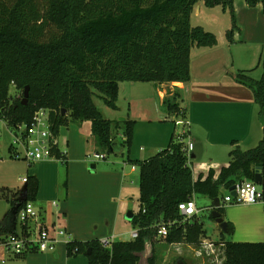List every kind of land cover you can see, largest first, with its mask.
I'll list each match as a JSON object with an SVG mask.
<instances>
[{"label": "trees", "instance_id": "trees-1", "mask_svg": "<svg viewBox=\"0 0 264 264\" xmlns=\"http://www.w3.org/2000/svg\"><path fill=\"white\" fill-rule=\"evenodd\" d=\"M200 1L207 8L221 6L229 10L232 25L226 35L230 39L237 30L233 0H0V119L9 127L28 124L34 113L43 109L48 111L56 136L59 127L68 122H90L97 146L107 156L112 154L115 123L104 119L96 109L93 90L108 107L117 109L121 82L188 83L191 48L216 44L213 34L190 24L194 6ZM244 1L249 7L260 4L264 13V0ZM261 66L258 80L244 73H237L235 79L252 91L258 117L264 121V61ZM11 87L18 93L16 97H11ZM26 87L28 100L22 105ZM177 100L176 94L166 96L162 105L182 120L185 109ZM123 122V144L129 150L134 121ZM178 137L144 161L127 159L139 168L140 206L132 219L138 237L115 241L109 249L97 239L69 241V257L84 254L88 264H138L145 245L153 244L156 226L183 218L178 204L190 201L194 194L218 198L212 172L204 180L193 181L189 157L182 151ZM229 157V166L221 170L218 179L225 189L244 180L253 182L256 165L262 166L260 174L264 178V127L256 147L246 151L235 147ZM36 192L37 182L30 177L26 202L34 201ZM17 203V199L11 200V209ZM217 211L222 212L220 207ZM11 212L6 226L0 229L4 235L16 230ZM231 231L228 223L225 234ZM204 233L197 220L187 221L170 226L165 242L198 247ZM220 252L223 264H264V242L226 241ZM148 264H155L153 253Z\"/></svg>", "mask_w": 264, "mask_h": 264}, {"label": "crops", "instance_id": "crops-1", "mask_svg": "<svg viewBox=\"0 0 264 264\" xmlns=\"http://www.w3.org/2000/svg\"><path fill=\"white\" fill-rule=\"evenodd\" d=\"M232 4L237 30L230 39L227 37L225 33L232 24L225 22L227 12L222 9L218 20L222 33L219 32L217 36L214 34L216 32L207 30L215 36L216 44L213 47L193 46L190 50L188 83L118 84L116 103L122 88L128 90L129 97L134 99L129 100L125 118L134 121L132 140L125 160L109 161L107 157L106 160L88 164L85 159L91 127L84 128L83 122H68L66 126L59 127L58 149L65 154L62 161L51 159L28 163L23 159H14L10 145H5L0 139V225L12 210L9 202L20 198L23 189H26L27 179L31 177L37 182L35 200L31 203L38 214L37 219L30 223L31 228L43 226L52 233L54 230L66 232V236L59 239L54 252L40 253L32 249L22 256L9 257L6 264H88L84 254L74 257L67 255V242L103 238H113L114 242L128 241L118 239L124 234L118 231L119 222L124 206V211L129 209L128 191L133 182L131 172L135 171L127 169L130 163L126 159L144 161L165 149L171 139L177 140V136L180 139L181 133L185 134L183 144H192L188 165L193 181L199 178L204 180L210 172L213 173L212 182L217 184L222 211L219 212L220 219L226 225H231L235 240L226 239V232L216 219H213L217 228L216 237H209L205 231L198 247L167 244L155 236L153 244L148 242L155 256V264H215L209 250L219 254L222 242H264V203L242 205L235 200L225 203L224 198L230 195L231 188L225 189L223 183H218L221 170L229 166L230 151L235 147L243 151L256 147L264 127L258 117L252 91L235 79L237 73H244L254 80L261 77L264 13L260 4L249 7L244 0H233ZM200 14V7H197L191 13L190 22L192 17L199 20ZM205 25L206 21L200 27L206 30ZM244 34L247 40L243 39ZM240 43H249L252 51L235 50ZM174 91L178 96L179 107L185 109L182 119L184 126L176 125L175 122L181 118L168 113L162 105L163 99L173 96ZM135 94L138 95L136 98L133 96ZM179 126L181 128L177 131L176 127ZM99 149L95 153H104ZM191 200L197 214L189 222L197 220L202 225L203 215L210 217L214 211V199L194 194ZM52 202H56V206ZM128 213L135 216L132 211H128L125 218ZM132 219L129 220L131 223ZM202 228L204 230L203 225ZM135 230L137 228L133 226L127 232L128 236ZM3 235L0 232V237ZM203 243L205 246L201 248ZM208 244L212 247H208ZM88 250L87 253L90 252ZM200 250L202 252L198 253ZM220 260V264H223L222 255Z\"/></svg>", "mask_w": 264, "mask_h": 264}, {"label": "built area", "instance_id": "built-area-1", "mask_svg": "<svg viewBox=\"0 0 264 264\" xmlns=\"http://www.w3.org/2000/svg\"><path fill=\"white\" fill-rule=\"evenodd\" d=\"M175 124L184 126L183 120L176 121ZM11 128L13 132H11L10 149L14 159H23L28 163L51 159L62 161L64 159L65 154L58 149L57 136L51 130L48 111L40 109L34 113L28 124H21ZM183 134L181 133V135ZM179 140L183 144V139L180 138ZM54 149L57 151L54 152ZM182 151L189 157L192 151V144L190 142L183 144ZM87 158L98 162L106 160L107 155L105 153H93ZM131 169L134 170V166ZM234 191L235 196L227 195L224 198L225 203H231L234 200L242 205L264 203V188L257 190L253 182L244 180L237 183L234 186ZM52 205L56 206V202H52ZM178 211L183 218L168 224H158L156 226V237L165 241L170 226H181L197 214L196 206L192 200L178 204ZM37 215L31 202H26L17 211L15 232L0 238V264H6L9 257L22 256L32 249L40 253H50L56 250V246L60 242L59 239L65 237L66 232L64 230H54L52 233L50 229L43 226L31 228L30 223L37 219ZM129 236L131 240L136 239L138 237L137 230L132 231ZM113 242V238L99 240V244L106 249H109ZM204 246L205 244L203 243L201 248ZM208 247L211 248L212 245L208 244ZM200 252L202 250L198 251V253ZM209 254L213 257L215 264H220V252L218 254L214 250H209Z\"/></svg>", "mask_w": 264, "mask_h": 264}, {"label": "rangeland", "instance_id": "rangeland-1", "mask_svg": "<svg viewBox=\"0 0 264 264\" xmlns=\"http://www.w3.org/2000/svg\"><path fill=\"white\" fill-rule=\"evenodd\" d=\"M197 7H200L201 10V16L198 19H196L195 17H192L191 19V26L192 27H196V26H201L202 23H205L206 21V30L212 31V32H216L214 34H216L217 36L219 35V32L222 33V27H220L218 24V20L220 18V14H222L221 11L222 7L221 6H216L215 9L213 8H207L204 3L202 1L198 2L197 5L194 6L193 12L195 11V9ZM232 9H233V4H232ZM227 14L225 16V22L228 23L230 22L231 24V14L229 13V10H226ZM215 23V25L213 24V22ZM231 29V26L229 28V30ZM228 30V31H229ZM225 33V32H224ZM227 34V33H225ZM246 36V37H245ZM225 38V37H224ZM246 38L247 35L244 34L243 39L247 40ZM241 45V46H239ZM239 45L236 46V48H234L235 50H241V49H245V52L250 53L252 50L249 46H251L249 43L247 44H242L240 43ZM248 46L247 48H245V46ZM243 47V48H242ZM261 47L259 46V49ZM123 85H129V82H124ZM137 85H141V84H137ZM148 87V86H147ZM148 89V88H147ZM153 91H155L154 88H152ZM136 93H139L136 91ZM128 90L122 88L120 95H119V100L118 103H116V106L118 107L117 109H113L111 107H108L102 96L93 90V103L96 107V109L101 113L102 117L106 120H110L113 123H115L114 126V139H115V149L114 152L112 154H109L108 160H122V158L125 160L128 150L126 149L125 145L123 144V131L125 128L124 125V120L125 118H127V114H128V108H129V100H134L133 98L129 97ZM176 92L174 91V96H175ZM10 95L11 97H16V95H18V93L15 91V89H13L12 87L10 88ZM138 96L137 94L133 95ZM136 98V97H135ZM156 103L158 104V99L156 98ZM133 105L135 104L134 101H132ZM162 108V107H161ZM138 122V121H137ZM69 123H74V122H69ZM82 126L84 128L89 129V127H91L90 122H83L81 123ZM66 126V125H64ZM181 127H176V130L178 131V129H180ZM11 132H13V129L11 127H9L7 124H5L4 122L0 121V139L3 141V143L6 145H11V140H12V134ZM90 134V138H89V145H87V156H91L93 153H95V151H97L99 149L98 146H96V140L94 139V135L91 134V132H89ZM10 147V146H9ZM100 150V149H99ZM101 152V151H100ZM99 152V153H100ZM86 156V161L88 162V164L94 163L93 159H87ZM107 159V158H106ZM127 161V159H126ZM89 167V166H88ZM132 167V166H131ZM130 164L128 166V170L130 171ZM134 172H131L132 174V184L130 185L129 188V193H128V200H127V205L129 207V209H127L126 211H124V208L126 207V205L123 208L124 212L122 214V217H120V221L119 225L120 227L118 228V231H120L121 233L123 232L124 234L121 235L118 239L121 240H131L129 239L128 236V231H131L133 229L132 223L125 218V214L128 211H132L134 213V215H136L139 212V191H140V176H139V168L138 166H134ZM255 188L257 190H261L262 187L255 185ZM198 206L200 205L199 201L196 200ZM13 209V208H12ZM12 211V210H11ZM204 217H202L201 219V223L204 227V230L206 231V235H208L211 238H215L216 237V224L213 222V220L209 217V215H203ZM226 239L228 240H235V235L234 233H230V234H225ZM145 254V252L141 253V256H143ZM139 264V263H138Z\"/></svg>", "mask_w": 264, "mask_h": 264}, {"label": "water", "instance_id": "water-1", "mask_svg": "<svg viewBox=\"0 0 264 264\" xmlns=\"http://www.w3.org/2000/svg\"><path fill=\"white\" fill-rule=\"evenodd\" d=\"M28 91H29V88L26 87L24 89L23 96H22V99H21V104L22 105H26V103H27V100H28ZM63 113H65V111H63ZM262 122H263V125H264V121H262ZM261 169H262V166L261 165H256L253 183L255 185H258V186L264 188V178L260 174ZM230 195L233 196V197L235 196L234 187L231 188ZM26 200H27L26 189H23V192L20 195V198L18 199L17 205L14 207V209H12V212L10 214V216L13 217L12 218V221L15 220V215H16V211H17L18 207L21 205L22 202H26ZM213 203H214V211L212 212L211 216H212L213 219H216L217 222H220V227L222 228V230L224 232H226V223L221 222L220 213L217 211V209L220 207V199L219 198H215L214 201H213ZM132 218H133V215L131 213H128L126 215V219L131 220ZM6 224H7V220L3 221L1 223V225H0V229L2 227H5ZM143 252H145V254L143 256H141V253H143ZM143 252H141L139 254V261H138V263L139 264H148V258H150V256L152 255L151 249L148 246V243L145 245V249L143 250Z\"/></svg>", "mask_w": 264, "mask_h": 264}]
</instances>
